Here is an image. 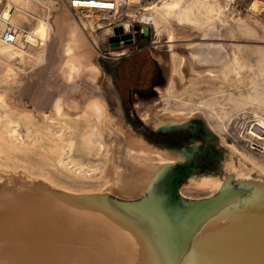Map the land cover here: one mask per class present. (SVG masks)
Returning a JSON list of instances; mask_svg holds the SVG:
<instances>
[{
	"label": "rangeland",
	"instance_id": "rangeland-1",
	"mask_svg": "<svg viewBox=\"0 0 264 264\" xmlns=\"http://www.w3.org/2000/svg\"><path fill=\"white\" fill-rule=\"evenodd\" d=\"M39 1L37 6L31 3L29 10L48 16V43L36 46L22 35L19 43L26 52L12 59L0 54V129L3 141L9 139L11 146V152L0 154V184L7 179L23 181L28 187L42 182L45 189L63 196L106 193L124 205L140 204L156 187L131 198L111 187V168L131 171L124 150L133 135L154 149L186 155L185 162L193 169L178 181L179 206L182 194L195 201L217 196L195 186L190 179L194 173L227 177L229 190L245 196L249 187L232 177L230 161L236 169L249 168L254 178L264 179V126L259 122L264 119V26H258L259 32L255 29L257 18L236 15L237 5L218 0L220 14L200 27L179 26L175 40L168 42L143 17L145 9L159 0H127L109 31L95 27L92 32L89 19L108 24L101 13L77 16L66 7V0ZM210 1L215 4L216 0ZM249 1H239L240 13L250 12ZM75 20L82 30L71 24ZM34 22L27 17L24 25L30 29ZM119 25L133 34L134 43H127V38L111 41ZM233 52L241 57L242 67L225 78L220 69L233 60ZM210 69L215 77L207 75ZM58 100L61 109L55 106ZM95 101L105 107L106 124L93 117ZM156 110L185 120L169 124L177 125L171 128H157ZM86 117H93L94 135ZM98 141L106 142L105 148L97 146ZM164 191L159 200L163 212L170 198L169 191ZM182 208H176L177 212L186 211ZM152 214L147 217L163 228L162 219ZM184 231L175 247L184 242Z\"/></svg>",
	"mask_w": 264,
	"mask_h": 264
},
{
	"label": "bare ground",
	"instance_id": "bare-ground-1",
	"mask_svg": "<svg viewBox=\"0 0 264 264\" xmlns=\"http://www.w3.org/2000/svg\"><path fill=\"white\" fill-rule=\"evenodd\" d=\"M22 1L26 3V7L25 3H13L14 11L8 9L9 5L7 8L3 7L2 19L16 25L20 30L19 34L31 39L36 46L46 45L51 36L49 18H43L29 10L31 3L37 6L40 1ZM223 1H228L231 6L237 5L231 0ZM210 2L159 0L145 9L143 17L146 24L152 23L156 28L158 37L165 34L167 41L172 42L179 32V26L194 24L200 27L220 14L221 5L218 0L215 4ZM249 2L251 13L259 14L263 11L264 0ZM122 6L118 8L117 14L105 11L83 12L84 16L99 12L104 19H108L106 25L89 19L88 25L92 27L90 32L95 27L109 31V25L112 24L109 21L117 19ZM69 9L73 11L70 7ZM12 12H16L17 19ZM27 17L35 21L28 30L24 27ZM72 24L82 30L76 20ZM145 28L147 31V27ZM21 44L19 39L15 43L0 40V54L7 59L21 56L26 52ZM233 54V60L220 69L225 78L236 71L238 66L242 67L239 54ZM207 75L215 77L216 73L210 69ZM173 76L169 80L171 85ZM55 106L62 108L60 100ZM92 108L93 117L102 123L106 118L105 107L95 101ZM153 115L157 128H171L177 125L169 124L185 120L180 115H169L160 110L154 111ZM92 118L88 117L85 121L94 135L96 127L91 122ZM259 122L264 126L263 118ZM0 130V154L9 153V139H5L7 142L3 141V132ZM8 131L9 128L6 127L5 132ZM98 143L97 146L105 148L106 142ZM124 151L128 155L131 171L127 173L120 166L111 168V187L117 188L119 194L130 196L129 198L150 192L156 187L151 191L150 197L143 199L140 204L124 205L111 200L106 193L83 197L63 196L48 191V187L45 189L42 182L32 183L28 187L23 181H3L0 184V264H264L263 177L254 178L251 169L240 166L238 170L230 161L232 177L249 187L245 196L238 197L239 194L229 190V178L221 180L214 174L194 176V173L190 177L192 183L199 188L214 191L217 196L195 201L185 199L182 194L180 206L183 205L182 209L186 211L180 213L176 210L180 207L179 200L175 193L172 195L168 182L173 167L185 162L186 155L173 149H154L145 139L134 135ZM169 169L171 170L166 173ZM252 187L255 190L251 191ZM164 190L169 191L170 198L166 201L163 212L159 207V200L165 194ZM151 213L162 219L163 228H158L147 217ZM169 227L172 230H168ZM158 229L163 230L161 234ZM182 231L186 232V238L180 247H175ZM164 243L168 246L165 247Z\"/></svg>",
	"mask_w": 264,
	"mask_h": 264
},
{
	"label": "built area",
	"instance_id": "built-area-1",
	"mask_svg": "<svg viewBox=\"0 0 264 264\" xmlns=\"http://www.w3.org/2000/svg\"><path fill=\"white\" fill-rule=\"evenodd\" d=\"M126 0H66V7H70L74 14L81 16L83 12L90 13L92 11H105L113 14H117L118 8L124 4ZM230 1V0H229ZM239 1L247 0H231V2L238 3ZM230 2V3H231ZM11 11L15 10V4L9 3V0H0V40L10 43L18 42L19 39V28L13 23L3 20L1 17V11L7 8ZM110 21L111 23H115Z\"/></svg>",
	"mask_w": 264,
	"mask_h": 264
},
{
	"label": "water",
	"instance_id": "water-1",
	"mask_svg": "<svg viewBox=\"0 0 264 264\" xmlns=\"http://www.w3.org/2000/svg\"><path fill=\"white\" fill-rule=\"evenodd\" d=\"M139 25L135 26L136 32L135 35L139 34ZM114 35L110 37L111 41H119L120 38L123 39H128L127 43L129 42L130 44L134 43L135 38H133V34L131 32H127L125 30V27L123 25H119L114 28ZM193 167L186 163V162H181L179 164H176L173 172L171 173V177L169 179V185L171 187L172 195L175 193L177 194L178 192V181L188 172L192 171Z\"/></svg>",
	"mask_w": 264,
	"mask_h": 264
},
{
	"label": "crops",
	"instance_id": "crops-1",
	"mask_svg": "<svg viewBox=\"0 0 264 264\" xmlns=\"http://www.w3.org/2000/svg\"><path fill=\"white\" fill-rule=\"evenodd\" d=\"M11 1H16V0H11ZM18 2V1H17ZM233 7H235V6H233ZM243 8L242 6H240V3L238 2L237 3V7H236V12H235V14L236 15H241V16H244V17H250V18H257V20L258 21H256V23L254 24V27H255V29L259 32L260 30H259V28H258V26H264L263 24H264V18H263V16H264V10L263 11H261V13H259V14H253V13H251V12H249L248 10H247V13H240L239 12V9L238 8ZM247 8V7H246ZM254 18V19H255ZM251 20H253V19H251ZM72 24V23H71ZM72 26H74V25H72ZM72 26H71V28H72ZM27 30H28V28H29V24H25V26H24ZM227 29V28H226ZM255 31V30H254ZM228 32H227V30H226V33L225 34H227ZM20 35V37L22 38V35L23 34H19ZM24 36V35H23ZM26 37V36H25ZM20 38V39H21Z\"/></svg>",
	"mask_w": 264,
	"mask_h": 264
}]
</instances>
